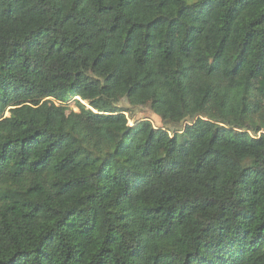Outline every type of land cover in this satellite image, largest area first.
Masks as SVG:
<instances>
[{
	"label": "trees",
	"instance_id": "1",
	"mask_svg": "<svg viewBox=\"0 0 264 264\" xmlns=\"http://www.w3.org/2000/svg\"><path fill=\"white\" fill-rule=\"evenodd\" d=\"M0 264H264V0H0Z\"/></svg>",
	"mask_w": 264,
	"mask_h": 264
},
{
	"label": "rangeland",
	"instance_id": "2",
	"mask_svg": "<svg viewBox=\"0 0 264 264\" xmlns=\"http://www.w3.org/2000/svg\"><path fill=\"white\" fill-rule=\"evenodd\" d=\"M119 105H121L122 107H128V112L127 115L129 117L128 120V124L132 125L134 123L135 120H142V119H148L151 121V123L153 124L154 127H163L166 128L168 130L171 131V133H173V131H177L182 127V123L178 124V125H170L168 126V124L166 125V123H164L159 116H157L156 114H154L149 107L144 106V107H131L127 104L126 101L122 100ZM69 106L72 107V112L70 113V116H72V113H75L76 111H78V109L74 106L73 103V99H71L69 101ZM254 171L255 172H261L262 171V165L260 163H258L255 167H254Z\"/></svg>",
	"mask_w": 264,
	"mask_h": 264
}]
</instances>
